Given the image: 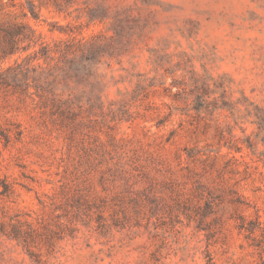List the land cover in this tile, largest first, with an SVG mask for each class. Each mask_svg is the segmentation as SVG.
Masks as SVG:
<instances>
[{
  "label": "rangeland",
  "instance_id": "obj_1",
  "mask_svg": "<svg viewBox=\"0 0 264 264\" xmlns=\"http://www.w3.org/2000/svg\"><path fill=\"white\" fill-rule=\"evenodd\" d=\"M0 264H264V0H0Z\"/></svg>",
  "mask_w": 264,
  "mask_h": 264
}]
</instances>
